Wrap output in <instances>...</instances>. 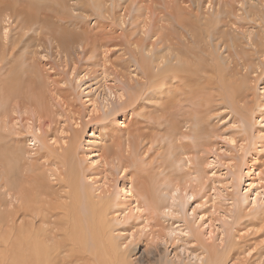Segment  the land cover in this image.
Masks as SVG:
<instances>
[{"label": "rangeland", "instance_id": "1", "mask_svg": "<svg viewBox=\"0 0 264 264\" xmlns=\"http://www.w3.org/2000/svg\"><path fill=\"white\" fill-rule=\"evenodd\" d=\"M171 1L0 0V108L6 105L0 116V165L15 148L19 152L15 161L22 164L23 157L26 162L41 157L34 163L43 171L64 130L73 131L76 124L85 129L80 153L87 154L92 145H100V150L107 146L110 140L105 134L111 131L117 135L126 123L133 138L141 134L148 138L142 142L133 139L140 145H134L137 149L123 169L116 161L110 164L109 158L110 166L103 165L109 168L107 173L98 174L93 165V172H85L89 183L95 180L101 186L107 181L111 191L122 192V180L135 172L137 165L148 163V182L158 179L159 172L166 177L160 178L159 185L174 181L194 192L184 203L182 223L195 231L184 237L187 244L156 242L152 240L155 235L165 232L170 223L176 226L175 218L161 216L157 222L140 211V216H133L122 227H112L115 235L135 233L136 241L127 247L132 250L129 261L264 264V0H257L255 7H247V0H199L200 8L190 0L169 5ZM136 5L141 6L139 14ZM179 14L193 19L187 27L174 22L173 16ZM188 31L196 36V44L184 46L186 41L180 44L179 33ZM150 42L154 51L169 42L179 43L184 56L178 77H170L161 64L144 79L137 66H132L139 57L135 51ZM137 71L140 77H134ZM173 80L178 81L177 86L173 83L172 87ZM127 83L131 86L127 94L135 95L134 102L140 99L131 107V114L122 111L105 123L98 122L95 118H101L104 109L93 103L108 94V87H126ZM41 101L44 109L38 110ZM196 118L200 127L194 130L198 135L195 147L190 154L179 155L180 160L169 158L167 148L178 144V139L188 143L179 133L189 132ZM172 121L174 132L168 128ZM39 131L46 139L44 145L36 139ZM174 134H179L175 140L167 138ZM101 151L105 154L108 148ZM94 153L88 155L90 160L99 159L98 152ZM86 162L92 165L88 158ZM189 168L197 173L187 175ZM18 173L15 176L20 184L25 178ZM119 199L129 201L130 194L124 190ZM3 208L0 238L4 233ZM153 215L160 212L153 211ZM80 247L66 246L68 252L74 248L80 252ZM87 249L83 250L85 257Z\"/></svg>", "mask_w": 264, "mask_h": 264}, {"label": "bare ground", "instance_id": "2", "mask_svg": "<svg viewBox=\"0 0 264 264\" xmlns=\"http://www.w3.org/2000/svg\"><path fill=\"white\" fill-rule=\"evenodd\" d=\"M255 1L256 2L247 0V7H255V5L258 4L257 0ZM189 2L194 4L196 8H200L199 0H190ZM177 3L178 0H172L169 5ZM209 5L210 1H208L206 9H208ZM203 6L204 2L201 4V9H203ZM178 8L180 7L178 6ZM135 10L139 14L141 6L136 5ZM173 18L174 22L177 23L176 25H186V27L193 20L189 16L180 14L175 17L173 16ZM5 31L3 32L4 35ZM178 38L180 39V44H184L183 42L186 41L184 46L196 42V36H194L191 31H188L187 34L179 33ZM158 39L161 38L159 37ZM176 42L177 41H175V43ZM178 44L179 43H177V45ZM151 45L152 43L150 42V45H147L148 47L141 49L138 52L134 50L139 57L134 58L132 66H137L142 78L148 79L149 74L152 73L151 70L158 69L161 64L166 67H164V72L166 73L167 71L170 73V77H178L176 74L181 72L180 64H183L184 56V54L178 49V46L169 42L167 45L165 44L166 46H164L163 49L154 51V44L152 45L153 47ZM218 50L219 48L216 47L215 52ZM143 51L145 54L142 53ZM225 59V57L222 58V60ZM136 73L134 77L141 76L138 71ZM132 74L133 71H130V75ZM105 75L107 76V74ZM129 79L131 81L134 80L133 78ZM177 82H174L173 80L172 87L175 83V86H177ZM125 86L126 87H117L116 89H110L108 87V94L99 98V101L93 103V105L98 103L99 107L102 106L104 109L101 113V118H99L100 115L98 118H95L98 122L102 121V123H105L107 120H110L111 117L116 116L117 113H121L122 111H129L127 116L131 114V107L140 99L138 98V100L134 102L135 95L132 94L133 96H130L127 94L130 92L131 86L128 83ZM161 94L163 95V93ZM229 97H231V95ZM226 98L228 97L226 96ZM229 100H227V102ZM140 104L139 106H141ZM5 106L3 105L2 109L0 108V116L5 114ZM41 106L42 109H44L42 101L39 104L38 110ZM99 107L95 106L93 108L96 110L95 112H98ZM128 108L130 109L128 110ZM231 108L233 109L234 107L232 106ZM107 112H109L108 115ZM198 121L200 122L199 118H196L194 123L196 127H198ZM242 121L244 123L247 122L244 119H242ZM169 124V130L174 132L173 121ZM78 126L79 125L76 124L73 131L64 130L62 132V134L65 135H61L58 147L56 144V150H50V158L47 162L48 166H44L43 164L45 167L43 171L38 169L41 168L40 165L38 167L34 163L37 162V160H40L41 157L37 160H30L31 163L29 161L26 162L24 157L22 164L18 163V159L15 161L16 158H19V152L15 148H12L10 156L6 159V162L3 165H0V211L2 207L5 209L3 215L1 214L4 233L0 238V264H88V260H91L93 264H132L129 261L131 257L129 253H132V250L129 249L130 251H128L127 247L136 241L135 233H126L128 235H123L122 232L121 234L119 233L118 235H115V230L112 227H122L127 220L132 219L133 216L138 217L140 211L146 212L150 220H155L157 222H159L158 219L165 216L173 217L176 220L175 222L177 224L175 227H173V223L172 225L170 223V227L166 228L165 232L155 235L152 240H155L156 242L159 240L162 243L170 241L174 243L185 242L187 244L184 237L192 236L195 231L188 227V223L185 224L186 227L184 226L182 223L184 219L182 217V212L184 211V203L194 197L193 191H188L187 189L172 183L174 181L165 185H159L160 178H166L165 176H161V173L159 172L157 173L158 179H155L154 182H151V180L148 182L150 175L145 177L150 169H148V163L147 165L145 163H138L139 165H137V167L134 166L135 170L133 171L135 172L129 173L122 180V192H116V190H114V192L111 191L110 187H112V185H107V181H105L106 184L103 183L101 186L95 180H91L89 183L90 176L85 175V172L88 170L93 172V165H96L95 170L99 171V173L97 171L94 172L96 174H100L101 172L107 173L110 171L109 168H103L104 164L108 165V158L110 159V164H115L114 161H116L117 167L118 165L121 166V169L127 167L124 166V164H126L128 157L134 154V150L137 149L134 145H140V143L137 145V142L132 141L137 139L136 141L142 142L143 139L145 140L148 137L141 134L136 136L137 138L134 137V139V135L128 131L129 129H127V124L125 123L124 129L119 130L117 135L111 131L105 134L107 140H110V142L106 144L107 146L101 148V150L108 148V151L106 152L108 154L110 153L109 155L107 154L108 156L100 150V145H92L90 152L86 154L84 151L80 153L83 130L85 131V129H81V126ZM195 126H192L189 132L179 133L183 138L188 140V143H182V141L178 139V141H180L178 144L174 146V143L173 146L167 148L169 158L177 156V159L180 160V157L185 155L186 151L190 154L189 151L195 147L194 141L198 137L197 132L194 130L199 131L200 127L199 126L195 129ZM39 133L40 134L36 139L38 138L44 145L46 139L41 136L40 131ZM192 133L193 135H191ZM179 134H174L167 138H173L175 140L176 136ZM145 136L147 138H145ZM55 151L57 152L55 153ZM94 152H98L96 156L99 159L90 160L88 155ZM188 157L191 160L192 157ZM86 158H88L92 165L87 164ZM132 158L130 157V159ZM137 160L139 159L137 158ZM100 162L102 163L100 164ZM117 167L115 166V168ZM187 170V175H189V172L192 175L197 173V170L195 169L189 168ZM17 171L20 172L18 173L20 177L25 178L20 184L18 183V176H15V172ZM197 178L199 177L197 176ZM112 179H114L113 175ZM199 181L202 182V180ZM197 184L199 183L197 182L196 185ZM253 185L254 183L251 184L252 188L254 187ZM124 190L130 194V199L129 201L127 200L129 202L128 205L134 204L133 207H127L126 203L128 202L119 199L120 194H122ZM256 195L257 194L254 193V196ZM253 200V203H255V197ZM153 211L160 212V215H153ZM110 214L112 216H110L111 218L109 217V219H111L110 221H112L110 223L111 226L109 224L110 221L108 220V215ZM131 225L134 224L131 223ZM185 229L186 232H184ZM122 231L126 232V229H122ZM138 234L139 233H137V237ZM194 237H196V235H194ZM117 239H120L122 242H118ZM79 244L81 246V253L74 251L76 247H79ZM68 245H74L75 248L73 249V252H68V247L66 248ZM88 246L91 248L87 249ZM86 249L88 253L87 257L83 254L85 253L83 250ZM194 258L197 260L201 259L200 256H194Z\"/></svg>", "mask_w": 264, "mask_h": 264}]
</instances>
